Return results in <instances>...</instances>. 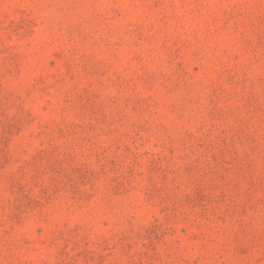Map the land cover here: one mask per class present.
<instances>
[{
  "label": "rangeland",
  "instance_id": "obj_1",
  "mask_svg": "<svg viewBox=\"0 0 264 264\" xmlns=\"http://www.w3.org/2000/svg\"><path fill=\"white\" fill-rule=\"evenodd\" d=\"M0 264H264V0H0Z\"/></svg>",
  "mask_w": 264,
  "mask_h": 264
}]
</instances>
